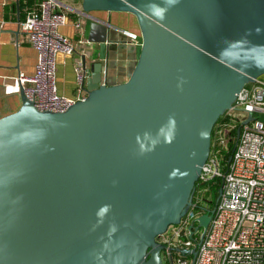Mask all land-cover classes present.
<instances>
[{"label": "water", "instance_id": "water-1", "mask_svg": "<svg viewBox=\"0 0 264 264\" xmlns=\"http://www.w3.org/2000/svg\"><path fill=\"white\" fill-rule=\"evenodd\" d=\"M80 11L133 14L140 44L92 20L85 97L41 111L20 88L0 117V264H161L156 238L187 212L214 125L264 75V0H81ZM131 53L127 79L108 83Z\"/></svg>", "mask_w": 264, "mask_h": 264}, {"label": "built area", "instance_id": "built-area-1", "mask_svg": "<svg viewBox=\"0 0 264 264\" xmlns=\"http://www.w3.org/2000/svg\"><path fill=\"white\" fill-rule=\"evenodd\" d=\"M83 17L80 8L63 0H35L25 6L19 28L37 58L34 72H20L16 79L41 111L61 112L85 97L82 87L88 72L81 59L75 66L78 94L60 95L55 83L56 53L73 54L92 44L83 37ZM71 18L75 38L59 31ZM122 31L140 44L139 35ZM255 112L264 114L262 76L240 89L216 125L187 212L156 238L163 245L161 264H264V122ZM230 143L233 149L226 159ZM213 185H219L214 203ZM203 212H211L206 228L197 218Z\"/></svg>", "mask_w": 264, "mask_h": 264}, {"label": "crops", "instance_id": "crops-1", "mask_svg": "<svg viewBox=\"0 0 264 264\" xmlns=\"http://www.w3.org/2000/svg\"><path fill=\"white\" fill-rule=\"evenodd\" d=\"M66 4L81 6V0H63ZM23 0H0V117L16 111L21 105L20 86L17 82L18 73L32 74L35 69L37 52L28 42L26 35L19 28V21L24 18L25 6ZM109 23L119 33L126 30L139 35L136 17L128 12H90L81 19L82 33L89 39V23L92 20ZM73 18L66 25L59 27V31L71 38L77 35L72 26ZM129 43L134 44L129 40ZM137 46V44H134ZM97 46L89 44L76 53L65 54L57 52L55 55L56 76L55 83L60 95L73 97L78 94L75 66L83 54L95 53ZM130 60L123 61L124 66H118L114 72L110 71L107 82L110 84L123 82L127 79L129 65L133 63L136 53ZM114 61L120 62L119 59Z\"/></svg>", "mask_w": 264, "mask_h": 264}, {"label": "trees", "instance_id": "trees-1", "mask_svg": "<svg viewBox=\"0 0 264 264\" xmlns=\"http://www.w3.org/2000/svg\"><path fill=\"white\" fill-rule=\"evenodd\" d=\"M33 2H35V0H23V4H22V6H27V5H29V4H31V3H33ZM222 119H223V116L219 117V119L217 120L216 124L214 125V128H213V130H212V132H211V144H212V139H213L214 129L216 128V125H217L219 122L222 121ZM211 144H210V146H211ZM232 149H233V143H230V144H229V147H228L227 154H226V159H227V157L229 156V154L231 153ZM197 185H198V182L196 181V183H195V188L197 187ZM218 189H219V185H213L212 188H211V192H212V199H211V202H212V203H214L215 200H216V197H217V195H218Z\"/></svg>", "mask_w": 264, "mask_h": 264}, {"label": "rangeland", "instance_id": "rangeland-1", "mask_svg": "<svg viewBox=\"0 0 264 264\" xmlns=\"http://www.w3.org/2000/svg\"><path fill=\"white\" fill-rule=\"evenodd\" d=\"M87 63H89V61ZM130 66H131V64L129 65V67ZM262 77H264V75H262ZM254 117H259V119L264 122V114H258L257 112H255L254 113ZM197 218H198L201 226L206 228L208 226L209 222H210V219H211V212L200 213V214L197 215Z\"/></svg>", "mask_w": 264, "mask_h": 264}]
</instances>
